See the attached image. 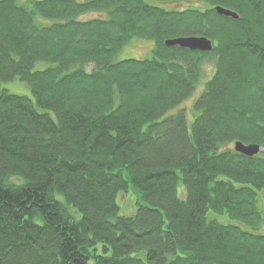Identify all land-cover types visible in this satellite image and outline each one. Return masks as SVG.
Here are the masks:
<instances>
[{
    "label": "trees",
    "instance_id": "trees-1",
    "mask_svg": "<svg viewBox=\"0 0 264 264\" xmlns=\"http://www.w3.org/2000/svg\"><path fill=\"white\" fill-rule=\"evenodd\" d=\"M151 1L0 0V264H264V0Z\"/></svg>",
    "mask_w": 264,
    "mask_h": 264
},
{
    "label": "rangeland",
    "instance_id": "rangeland-1",
    "mask_svg": "<svg viewBox=\"0 0 264 264\" xmlns=\"http://www.w3.org/2000/svg\"><path fill=\"white\" fill-rule=\"evenodd\" d=\"M21 3H26L28 0H17ZM148 2H152L151 0H148ZM153 3V2H152ZM165 8L169 9H184L187 7H202V4L198 0H183L180 2H174V3H167L164 4ZM94 15H88V17H94ZM153 47V42L150 40H133L129 45L125 46L123 50L121 51L119 58H126V57H133V58H143L147 57L150 54V51ZM204 71L205 76L199 83V88L195 95L189 99H187L185 102L182 103L181 106H183L187 110L188 116H190L191 113V107L194 97L200 92L202 88L203 82L211 75L212 73V64L206 63L204 65ZM3 87H5L7 90H9L12 93L21 94V95H27L32 97V93L30 90L29 85L22 80L14 79L12 81L4 82ZM230 147H233V144L230 145ZM135 192L133 190L129 192H121L118 194V206H119V214L120 215H130L134 212L135 209V199H136ZM264 209V204L262 205ZM264 232V228L261 230Z\"/></svg>",
    "mask_w": 264,
    "mask_h": 264
},
{
    "label": "water",
    "instance_id": "water-1",
    "mask_svg": "<svg viewBox=\"0 0 264 264\" xmlns=\"http://www.w3.org/2000/svg\"><path fill=\"white\" fill-rule=\"evenodd\" d=\"M216 12L224 17L237 19L239 16L236 12L222 7H216ZM166 46H178L179 48L188 49L190 51L209 52L213 48L212 41L204 36L201 37H177L173 39H167L165 41ZM234 150L245 156L252 157L260 152V146L255 143L244 144L240 141L235 142Z\"/></svg>",
    "mask_w": 264,
    "mask_h": 264
}]
</instances>
